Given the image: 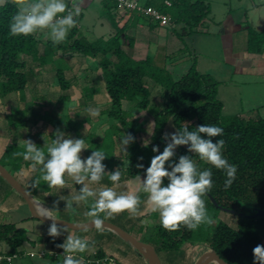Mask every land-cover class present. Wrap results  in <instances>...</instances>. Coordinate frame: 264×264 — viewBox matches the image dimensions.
I'll return each mask as SVG.
<instances>
[{
    "label": "trees",
    "instance_id": "1",
    "mask_svg": "<svg viewBox=\"0 0 264 264\" xmlns=\"http://www.w3.org/2000/svg\"><path fill=\"white\" fill-rule=\"evenodd\" d=\"M165 1L148 0L146 5L155 7L167 15L171 19L170 24L160 23L135 11L129 12L142 17L140 19L147 20L153 28L183 25L192 33L198 32L204 20L211 14V6L206 0H170L171 6L166 5ZM104 4L109 13H114L119 9V4L115 0H104ZM16 10L11 0L5 7L0 8V99L11 93L25 92L30 82L36 77L37 70L47 65L55 70L57 85L60 89L63 92L68 91L72 88L73 82L66 77V71L70 69L66 56L99 58L97 68L101 69L109 98L108 106L102 114L108 115L113 122L104 137L105 141L110 139L112 142V148L107 152L110 153L107 157V170L113 172L119 168L122 173L121 180L127 182L135 180L136 175H145V169L150 165L151 159L158 154L152 151L153 146H158L160 152L163 151L166 146L163 136L169 125L175 131L182 128L185 123L188 124L189 130H194L197 126L204 124L223 128L224 134L213 139L225 141L223 155L230 164L237 166L236 178L230 188L225 189L224 187L226 179L224 171L200 161L197 156L188 152L187 146L178 147L173 157V161L178 162L181 155L193 156L200 170L210 169L212 171L213 187L203 199L213 223L207 224L206 227L201 225L195 231H190L183 226L177 231H166L160 224H157L154 226L150 239L145 242L155 248L162 264H179L178 260L186 258V252L183 249L186 244L201 246L202 243L215 251L228 264H253V248L258 244L264 245V217L238 216L236 225L231 226L221 219L218 220L217 212L226 210L255 215L259 209H264V118L253 113L226 116L223 102L218 97L220 83L211 75L198 71L196 63L186 74L176 79L167 68L157 66L154 57L150 55L140 60L132 58L124 49L126 41L129 42V47L132 48L134 45L133 39L126 35V25L119 28L117 33L109 39L99 38L89 41L80 34L79 26L84 18L81 10V14L75 17L77 26L69 31L65 41L54 45L50 39L43 41V31L30 36H9L10 18ZM246 52L250 55L264 53V28L258 31L250 25L247 27ZM59 53H62V56L57 58ZM148 79L163 89L162 102L156 105L154 110ZM83 92L86 98L93 99L97 95V88L85 87ZM69 100L70 96L60 95L58 103ZM125 102H130L129 110L124 109ZM133 109L143 110L153 118V144L149 147H143L139 140V134L144 130V125L139 117L132 119ZM21 112L17 110V113ZM53 115L49 111L40 118L52 122L56 127L66 125L67 128L73 130H77L78 127L80 130L84 123L82 122L80 126L79 122L73 120L70 115L56 114L55 117ZM26 124L27 119L22 126ZM11 127L12 125L9 124L10 129ZM111 131L112 134H110ZM125 133L135 138L134 142L127 146L128 165L124 159L117 158L115 155L116 138L123 137ZM98 145V150L102 149V144ZM24 150L10 145L0 159V163L13 175V171L18 172L23 164L27 163L22 157L15 155ZM141 157H143L142 160ZM4 159H8L7 163L2 162ZM138 164H143L144 168H138ZM39 175L37 171L28 186L23 184L35 197L39 196L40 189L45 192L52 190L43 181L38 188L31 187L32 182ZM106 178L111 183L108 175ZM0 179L3 180L2 177ZM138 195H141V204L135 220L146 216L145 210L148 205L147 194L142 195L138 191ZM211 198L215 200L217 206ZM124 215L125 213H121L119 216ZM103 216V213L100 214V218L104 220ZM130 219L133 218L128 217V220ZM114 236V233L106 231L99 241L87 240L89 246L97 245L99 248L94 259L86 261L85 264H100L101 262L107 264L110 259L106 249ZM48 240H52V237ZM28 242L33 241L29 238L27 230L18 228L14 223L0 222V246L5 247V250L0 252V263L9 264L14 258L24 256L26 252L23 247ZM61 243L63 241H58V244ZM61 252V256L57 253L46 252L42 257L55 260L58 256L64 259L63 249ZM137 254L139 255L138 252ZM161 254L165 256V262ZM84 256L85 253H81L78 258ZM144 264L148 263L144 261Z\"/></svg>",
    "mask_w": 264,
    "mask_h": 264
},
{
    "label": "rangeland",
    "instance_id": "2",
    "mask_svg": "<svg viewBox=\"0 0 264 264\" xmlns=\"http://www.w3.org/2000/svg\"><path fill=\"white\" fill-rule=\"evenodd\" d=\"M206 1L211 6V14L204 20L198 32L192 33L189 28L183 25H176L174 27L171 25L159 26L154 28V31L148 34V36H140L137 39L139 42L138 48L133 49L127 45V53L134 59H144L148 55L154 57L155 64L167 68L176 79L186 74L192 65L196 63L198 71L211 75L220 83L218 97L223 102L224 114L226 116L235 114L250 115L253 113L264 118V73L256 74L253 69L239 72L237 65L232 61L234 56L230 54V51L226 50L228 42L225 37V33L228 31L231 35L233 52L239 54L238 57L245 54L247 27L250 25L258 31L264 28V0ZM126 12L129 11L126 10ZM109 14L105 8L100 6L98 0L93 2L85 11V18L80 24L81 36L89 41H94L99 38L109 39L115 35L125 22L122 17L116 18V16L114 17V15ZM140 21L144 23L143 19H140ZM231 22L235 23V28L232 31L228 28ZM45 36L47 35L45 34ZM256 56L259 57V55ZM66 57L70 61V64H72V69L66 76L71 78L70 80L73 82L72 88L68 91L63 92L60 89L57 85L55 73L51 66L47 65L45 68L37 70L36 77L30 82L25 92L11 93L0 99V145L2 144L1 142H4V144L20 146L21 149H24V143L20 144L22 141L20 140V135L23 131L22 123L26 119L27 123H31L26 129L30 133L33 124L42 122L39 117L44 112L51 111L54 115H63L64 113L65 115H70L72 119L79 121L80 126L81 122H84L81 132L76 135L68 131L66 132L62 127H57V129L63 130L71 138L85 139L88 147L92 143L91 148L87 149V153L82 152V158H86L93 150H98V144H102V149L99 150H103L107 155L103 163L106 165L105 171L108 172L107 157L110 156V153L108 154L107 152L112 148V142L110 139L105 141L104 137L112 127L111 124L113 122L108 115L102 114V111H105L108 106L109 98L105 90V81L101 69L97 68L99 58ZM148 86L152 91L151 102L154 110V107L160 105L162 102L161 93L163 89L151 79H148ZM85 87H96V97L93 99L86 98L83 92ZM60 95H68L70 96V100L58 103ZM21 107L27 108V110L17 113V110ZM130 108V102H125L124 109L129 110ZM89 110L98 112V115H92ZM132 111L134 112L132 119L139 117L144 125V130L139 134V140L143 147H145V143H148L147 147H149L153 144V118L143 110L133 109ZM54 115L53 117H55ZM9 124L12 125L11 129L9 128ZM57 129H44V132L49 133V135L38 134L35 138L41 142H45L47 138L51 141ZM50 132H53L52 135H50ZM173 132H175L174 128L169 125L165 133ZM110 134H112V131ZM121 138H116L115 155L117 158L124 159L128 165L127 148L126 152H124ZM94 141L96 143L93 144ZM17 143L20 145H17ZM7 161L8 159H4L2 162L7 163ZM13 173L16 174L15 171ZM32 173L34 171H25L18 180H21L24 185L28 186ZM106 175L107 173L99 185H92V187H114L112 182H108ZM66 179L68 180V187L64 189L52 188L50 192L40 189L39 198H35L36 202L39 201L47 209H52L51 215L60 220L74 224L90 221L91 218L85 215L89 205L82 203L77 208L78 214L76 215L65 210V201L59 198L61 196L70 197L81 187L80 185H75L69 178L66 177ZM133 186L134 190L132 191ZM115 190L118 193L128 192L138 194L139 191L140 194H145L139 190V185L135 180L127 182L122 179L119 187H116ZM58 200L59 204L54 208V202ZM39 210L45 214L40 208ZM145 213L146 216H141L137 220L134 218L128 220L130 216L127 212H125L123 217L119 216V214L104 220L119 226L137 239L145 242L150 239L154 226L160 224L158 213L153 214L149 204L146 206ZM217 219L235 226L238 216L232 212L220 210L217 212ZM0 222L14 223L18 228L27 230L29 238L33 241L26 243L23 247L26 252L24 256L14 258L9 264H63L62 257L57 256L53 260L42 256L46 252L57 253L61 256L62 248H58L56 245H58V241L64 242L68 233L86 240L95 241H99L106 231L113 233L108 229L97 231L96 228L85 230L67 228L68 233L64 232L61 236L52 237V240H48L50 238L48 235L50 223L33 218L28 203L4 179H0ZM202 226L206 227L207 224H202ZM114 235L106 249L110 259L107 264H144L145 260L137 254V251L130 243L124 241L115 233ZM204 245V243L201 246L186 244L183 248L186 252V258L178 260V263L195 264L204 253L210 251L209 247ZM98 248L97 245L89 246L83 257L84 262L93 260ZM1 250H5V247L0 246V252ZM79 254L81 253L76 254L77 258ZM161 255L165 262V256ZM104 263L106 262H101L100 264Z\"/></svg>",
    "mask_w": 264,
    "mask_h": 264
},
{
    "label": "clouds",
    "instance_id": "3",
    "mask_svg": "<svg viewBox=\"0 0 264 264\" xmlns=\"http://www.w3.org/2000/svg\"><path fill=\"white\" fill-rule=\"evenodd\" d=\"M11 2L17 10L10 18L8 35L30 36L38 31L48 30L49 39L54 45L65 41L69 31L77 26L75 17L81 14L84 4V0H11ZM8 3L9 0H0V8ZM89 111L92 115H98L94 110ZM187 125L185 123L173 133H165L163 139L166 146L163 151L160 152L158 146H153L152 151L158 154L151 159L150 165L145 169V175L135 177L139 190L147 194V203L151 206V211L159 214V223L166 231H177L182 226L195 231L202 224L213 223L203 199L213 187L212 171L200 170L193 156L189 155H181L178 162H174L173 157L178 147L187 146L188 152L197 156L200 161L224 171L225 189L230 188L236 178L237 166L230 164L223 155L225 141L213 139L222 136L224 129L204 124L189 130ZM52 137L51 143L45 145L46 151L28 139L24 140L25 150L15 153L24 161L30 162L32 171H39V177L31 184L33 189L38 188L41 181L49 188L64 189L68 187L66 177L75 185H80L75 194L70 197L61 196L59 199L65 201V210L73 215L78 214L77 208L82 203L89 205L85 215L91 218V223L97 231H101L104 224V220L100 218L102 213L104 219L125 212L132 218L138 215L140 196L136 193H118L115 190L119 187L122 173L119 168L113 172L105 171L106 165L103 161L107 155L103 150H93L86 158H82V152L89 148L85 139L71 138L59 129ZM134 139L131 134H124L121 138L124 152ZM144 146L147 147L148 143ZM137 167L143 169L144 165L138 164ZM106 173L114 187H92L99 185ZM58 204L59 200L54 202V208ZM44 211V217L53 221L48 228L50 237L56 238L67 232V227L58 225L56 222L58 219L51 215L52 209L45 208ZM56 246L63 249V264H85L83 258H77L76 254L85 253L89 249V242L86 239L68 233L64 242ZM252 254L253 264H264V245H256Z\"/></svg>",
    "mask_w": 264,
    "mask_h": 264
},
{
    "label": "crops",
    "instance_id": "4",
    "mask_svg": "<svg viewBox=\"0 0 264 264\" xmlns=\"http://www.w3.org/2000/svg\"><path fill=\"white\" fill-rule=\"evenodd\" d=\"M96 0H84V4H83V6H82V8H81V10L83 11V13H84V18H85V11L89 8V6L93 3V2H95ZM98 2L100 3V6L101 7H103V8H105V4H104V0H98ZM71 6V5H70ZM122 10L123 9H118L116 12H114V13H110V14H112V16L114 15V17L116 16V18H123V21L125 22L123 25H122V27L124 26V25H126V28H127V32H126V35L127 36H129V37H131L132 39H133V41H134V45H133V49H135V48H138L139 47V42H138V38L140 37V36H148V34H150L152 31H154V28L150 25V23L147 21V20H144L143 19V22L144 23H141V21H140V18H142V17H140V16H137L135 13H131V12H126V10H123V12H122ZM107 12V11H106ZM107 13H109V12H107ZM109 14V15H110ZM84 18H83V20H84ZM82 20V21H83ZM116 20V19H115ZM115 22H117V21H115ZM82 23V22H81ZM119 23H121V22H119ZM235 23H233V22H231L229 25H228V28L229 29H231V31L235 28ZM121 26V25H120ZM79 28H80V26H79ZM136 28H138V29H136ZM43 36H45V34L47 35V36H45L44 38H43V41H47L48 39H49V34H48V30L47 31H43ZM231 35L228 33V31L225 33V37H226V40H227V42H228V44L226 45V47H227V49L226 50H228V51H230V54L232 55V56H234L233 58H232V61H234V63L237 65V70L239 71V72H246L247 71V69H253V70H255V72H256V74H258V73H264V53L262 54V55H259V57H257L256 55H250V54H248L247 52H246V49H245V51H244V53L245 54H243V55H241V57H238L239 56V54H236L235 52H233L234 50H233V45L231 44V37H230ZM129 44V42H127L126 41V43L124 44V49H125V51L127 52V45ZM129 46V45H128ZM62 56V53H59L56 57L57 58H59V57H61ZM255 56V57H254ZM145 59V58H144ZM137 60H140V59H137ZM66 61H67V63L69 64V66H70V69L69 70H67L66 71V76H67V73L69 72V71H71V69H72V64H70V61L69 60H67V57H66ZM52 68V67H51ZM246 69V70H245ZM52 70H53V72L55 73V75H56V72H55V70L52 68ZM252 70V71H253ZM68 78V77H67ZM68 79H71V78H68ZM95 97H96V95H95ZM3 104V103H2ZM23 108V109H22ZM19 110H21V111H26L27 110V108L25 109L24 107H21ZM48 111H46V112H44L43 114H42V116L43 115H45V113H47ZM63 115H65L64 113H63ZM42 116H40V117H42ZM39 117V118H40ZM71 117V116H70ZM72 118V117H71ZM41 119V118H40ZM42 120V122L40 121V122H38V123H36L35 125L33 124V126L31 127V131H30V133L26 130L27 129V127L31 124V123H27L26 125H24L23 126V131L21 132V135H20V140H22V141H24V140H28V139H31L36 145H37V147L38 148H46V143H51V141H50V139H48L47 138V140L45 141V142H41V141H39V140H37L35 137L38 135V134H42V135H44V136H47V135H49V133H45L44 132V129L46 130V129H52V130H54L55 128L57 129V127L52 123V122H49V121H46L45 119H41ZM73 120H75V119H73ZM75 121H77V120H75ZM77 122H79V121H77ZM83 122V121H82ZM81 122V123H82ZM40 128H39V127ZM44 127V128H43ZM58 127H62V128H64L65 129V131L67 132H71V133H74V134H76V135H78V134H80V132H81V129L80 130H73V129H69V128H67V126L66 125H61V126H58ZM82 128V127H81ZM49 130V131H50ZM63 131V130H62ZM77 131V132H76ZM52 133L53 132H50V135H52ZM65 133V132H64ZM67 134V133H66ZM20 142V144L21 143H24V142ZM2 144L0 145V159L2 158V156H3V154L5 153V151H6V149H7V147H9L10 146V144H4V142H1ZM20 144H18L17 143V145H20ZM20 147V146H19ZM24 149H25V146H24ZM87 149L86 150H84V153H87ZM39 167V166H38ZM27 172V171H32L31 170V168H30V162L29 161H27V163H24L23 164V166H22V168L18 171V172H16V174H14V177H17V178H19L22 174H23V172ZM37 173V171H34V173H32L31 174V178L35 175ZM20 179V178H19ZM2 180V179H1ZM20 182H21V180H19ZM22 184H24L23 182H21ZM27 188V187H26ZM32 197L35 199L36 197L35 196H33L32 195ZM37 198H39V196L37 197Z\"/></svg>",
    "mask_w": 264,
    "mask_h": 264
},
{
    "label": "water",
    "instance_id": "5",
    "mask_svg": "<svg viewBox=\"0 0 264 264\" xmlns=\"http://www.w3.org/2000/svg\"><path fill=\"white\" fill-rule=\"evenodd\" d=\"M0 176L7 183H9L20 195H22V197L25 199V201L28 203L30 207L33 218L42 220L50 224L53 222L51 219L44 217V214L37 207L36 200L33 197H31L27 188L16 177H14V175L1 163H0ZM211 199L213 203L217 206L215 200L213 198ZM231 212L236 214L237 216L244 218L264 217V209H259L255 215H246L236 211H231ZM56 222L60 226H66L67 228L73 230H85V229L95 228L91 223V220L82 224H74L60 219H58ZM102 229L111 230L121 239L130 243L136 249L139 255H141L148 264H162L160 256L158 255L157 251L151 244L137 239L131 233L106 220H104ZM212 263L228 264L226 261L220 258L219 255L213 250L204 253L195 264H212Z\"/></svg>",
    "mask_w": 264,
    "mask_h": 264
},
{
    "label": "built area",
    "instance_id": "6",
    "mask_svg": "<svg viewBox=\"0 0 264 264\" xmlns=\"http://www.w3.org/2000/svg\"><path fill=\"white\" fill-rule=\"evenodd\" d=\"M119 4V8L127 11H135L139 14L146 15L152 18L155 21L160 23L170 24L171 19L163 14L161 11L152 6H147L146 3L148 0H115ZM166 5L171 6V1L166 0ZM1 258V256H0Z\"/></svg>",
    "mask_w": 264,
    "mask_h": 264
},
{
    "label": "bare ground",
    "instance_id": "7",
    "mask_svg": "<svg viewBox=\"0 0 264 264\" xmlns=\"http://www.w3.org/2000/svg\"><path fill=\"white\" fill-rule=\"evenodd\" d=\"M36 204H37V206H38L42 211L45 210L46 207H45L44 205H42L39 201H37ZM44 212H45V211H44Z\"/></svg>",
    "mask_w": 264,
    "mask_h": 264
}]
</instances>
